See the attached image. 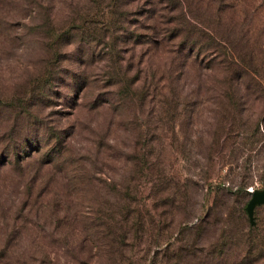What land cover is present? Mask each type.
<instances>
[{"label":"rangeland","instance_id":"1","mask_svg":"<svg viewBox=\"0 0 264 264\" xmlns=\"http://www.w3.org/2000/svg\"><path fill=\"white\" fill-rule=\"evenodd\" d=\"M263 186L264 0H0V264H264Z\"/></svg>","mask_w":264,"mask_h":264},{"label":"trees","instance_id":"2","mask_svg":"<svg viewBox=\"0 0 264 264\" xmlns=\"http://www.w3.org/2000/svg\"><path fill=\"white\" fill-rule=\"evenodd\" d=\"M27 2H32L35 3L37 2V0H24ZM209 31L211 32V30L209 29ZM198 33V32H196ZM200 36V35H198ZM209 39V41L211 42L209 45L215 50L217 51H222L223 46L221 44H219L218 41L215 40L216 36L214 34H211L207 36ZM196 40V42L191 43L193 44V47L196 46V43L200 45V43H198ZM183 45V44H182ZM185 45H183L184 48ZM193 47L191 49H193ZM231 51L225 52L226 55L224 57L223 60H219L222 61L224 63L223 68H224V77L227 80H232V81H236L237 83H246L249 82V79L253 77L252 75V71L254 70V67H252V63L254 60V56L252 54H250L249 52H247L246 48L244 49H238L237 47H234L231 45ZM197 50V49H196ZM190 57V53L187 54L186 53V58L188 59ZM213 62L209 65V67H212L214 63H217V61L212 58ZM185 64V61H184ZM234 70V72L231 74V71ZM124 221L129 220L127 218V216L124 214L123 216ZM256 226V223L254 222L253 224L248 225L249 228H254ZM116 236H119L120 241H122L123 239L125 240V233H121V234H116ZM114 241L115 240L114 238Z\"/></svg>","mask_w":264,"mask_h":264},{"label":"water","instance_id":"3","mask_svg":"<svg viewBox=\"0 0 264 264\" xmlns=\"http://www.w3.org/2000/svg\"><path fill=\"white\" fill-rule=\"evenodd\" d=\"M257 203H264V186L261 189H255L250 191V196L245 204V211L250 224L254 223L253 220V206Z\"/></svg>","mask_w":264,"mask_h":264},{"label":"built area","instance_id":"4","mask_svg":"<svg viewBox=\"0 0 264 264\" xmlns=\"http://www.w3.org/2000/svg\"><path fill=\"white\" fill-rule=\"evenodd\" d=\"M252 190V189H251ZM250 189H249V191H251Z\"/></svg>","mask_w":264,"mask_h":264}]
</instances>
